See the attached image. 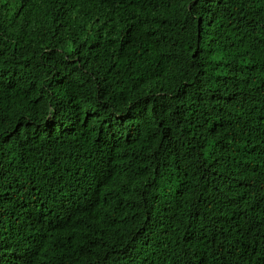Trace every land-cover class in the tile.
I'll return each mask as SVG.
<instances>
[{"label":"trees","instance_id":"1","mask_svg":"<svg viewBox=\"0 0 264 264\" xmlns=\"http://www.w3.org/2000/svg\"><path fill=\"white\" fill-rule=\"evenodd\" d=\"M0 264H264V0H0Z\"/></svg>","mask_w":264,"mask_h":264}]
</instances>
